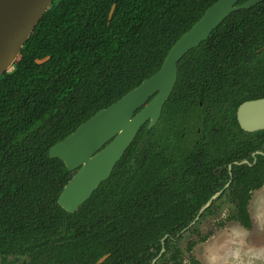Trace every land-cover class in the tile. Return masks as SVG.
<instances>
[{
  "label": "trees",
  "instance_id": "16d2710c",
  "mask_svg": "<svg viewBox=\"0 0 264 264\" xmlns=\"http://www.w3.org/2000/svg\"><path fill=\"white\" fill-rule=\"evenodd\" d=\"M56 1L19 60L0 77V252L18 247L43 255L52 247L69 246L72 263L90 258L87 263L94 264L111 252L104 264H147L164 233L174 235L198 209L186 198L190 185L161 179L171 162L161 161L162 154L154 151V129L140 130L111 177L74 214L58 204L71 173L62 160L49 157V149L155 74L176 41L218 0ZM263 45L264 1L230 14L178 63L163 117L184 120L187 109L214 97L220 119L245 134L234 111L245 98L243 79ZM47 56L45 63H36ZM232 94L235 102L225 105ZM247 135L251 150L264 142V131ZM237 172V188L231 192L235 212L228 220L251 229L248 206L252 191L264 185V158ZM189 175L193 183L199 178L196 171ZM69 230L76 233L70 244L54 235ZM97 230L107 234L103 246L97 244ZM209 235L190 241L188 250ZM172 259L170 264H186L180 250ZM190 264L199 262L190 258Z\"/></svg>",
  "mask_w": 264,
  "mask_h": 264
},
{
  "label": "flooded vegetation",
  "instance_id": "af4514ba",
  "mask_svg": "<svg viewBox=\"0 0 264 264\" xmlns=\"http://www.w3.org/2000/svg\"><path fill=\"white\" fill-rule=\"evenodd\" d=\"M255 53L256 57L254 62L250 64L247 70V76L243 79V82L248 84V91L245 98L236 106L234 111L236 124L245 134H238L235 125L230 124L226 118L220 119V104L214 97L208 99L206 105L202 101H199L192 109H187L184 120L163 117L165 106L171 98L173 91L164 103L158 120L153 125H151V120H147L139 129L138 133L143 127L147 131L154 129L153 135L151 136V144L154 151L162 154L160 156L161 161L171 162L166 175L161 177V179L163 181L166 179L168 180L167 182H185L187 185H190L192 190L187 194L186 198L192 202V205L198 206V209L186 226L176 231L174 235L164 233L159 239L158 248L156 250L151 249L153 256L148 260L147 264H170L173 262V255L178 250H180L182 260L186 264H190V258H194L200 264V261L194 254L197 245L206 243L217 229L225 228L230 222L238 223L244 227V225L236 220H228V216L235 212L236 201L231 195V192L237 188L235 179V174L238 173L237 170L242 166L251 167L255 165L258 157L264 158V142L259 147L251 150L250 142L252 137L247 135L264 131V128L246 130L242 127L239 120V109L244 103L264 99V45L256 50ZM233 97L236 96L232 94L229 99H225V105H232L235 102ZM135 139L126 149L122 158L132 146ZM144 141L145 138L143 137L138 146H141ZM238 156H240L239 159L236 158ZM77 171L78 169L68 171L71 173L68 182ZM192 171L199 173V181L197 179L195 183H193V176L189 175ZM105 181H102L97 189ZM263 187L264 185L260 189ZM260 189L252 191L250 202L253 193ZM193 196L194 199H192ZM89 199L80 204L74 211H68L62 208L59 202L58 204L66 213L74 214ZM230 205L232 209L223 218H220V213L223 208ZM249 206L248 212L250 214ZM86 220L88 222V218ZM207 220L213 221L214 224L210 230L203 232L200 228ZM219 223H223V226H220ZM75 234V231L69 230L65 234L54 235L60 241L66 239L65 244L67 242L70 244L69 240ZM207 234L210 235L205 241L197 242L190 251L188 250L190 241H197L200 235ZM95 235L97 239L99 238L97 244L103 246L107 240V234L99 233L97 230L95 231ZM22 250L24 249L15 247L7 248L4 252H0V264H88L87 262L90 260V258H83L78 262L72 263V257L70 255L74 252V249L69 246L52 247L49 252L42 253L43 255H40L38 251L31 252ZM62 254H67V256H63ZM110 257L111 252L104 253L95 260L94 264H104Z\"/></svg>",
  "mask_w": 264,
  "mask_h": 264
},
{
  "label": "water",
  "instance_id": "95a60500",
  "mask_svg": "<svg viewBox=\"0 0 264 264\" xmlns=\"http://www.w3.org/2000/svg\"><path fill=\"white\" fill-rule=\"evenodd\" d=\"M264 0H218L172 46L161 68L116 102L100 109L49 149L50 158L63 161L68 171L78 169L61 192L58 202L74 211L90 198L135 139L141 126L159 118L178 78V63L206 41L233 12ZM55 0H0V77L19 60L24 44ZM59 0L56 1V4ZM115 4L109 13L111 20ZM50 57L36 59L43 64ZM154 96L151 100H149ZM239 120L246 130L264 128V99L244 103Z\"/></svg>",
  "mask_w": 264,
  "mask_h": 264
},
{
  "label": "rangeland",
  "instance_id": "374dc122",
  "mask_svg": "<svg viewBox=\"0 0 264 264\" xmlns=\"http://www.w3.org/2000/svg\"><path fill=\"white\" fill-rule=\"evenodd\" d=\"M231 209V205L225 206L220 218ZM249 210L252 229L230 222L217 229L206 243L196 246L194 254L200 264H264V187L253 193ZM213 224L207 220L200 229L206 232Z\"/></svg>",
  "mask_w": 264,
  "mask_h": 264
}]
</instances>
